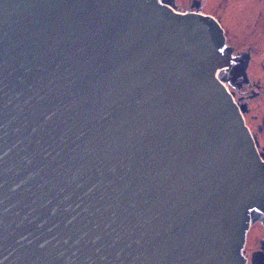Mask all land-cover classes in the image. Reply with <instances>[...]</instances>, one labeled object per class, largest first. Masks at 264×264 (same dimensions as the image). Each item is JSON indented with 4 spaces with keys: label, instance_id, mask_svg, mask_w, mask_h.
<instances>
[{
    "label": "water",
    "instance_id": "obj_1",
    "mask_svg": "<svg viewBox=\"0 0 264 264\" xmlns=\"http://www.w3.org/2000/svg\"><path fill=\"white\" fill-rule=\"evenodd\" d=\"M230 55L172 0H0V264H245L264 155Z\"/></svg>",
    "mask_w": 264,
    "mask_h": 264
},
{
    "label": "flooded vegetation",
    "instance_id": "obj_2",
    "mask_svg": "<svg viewBox=\"0 0 264 264\" xmlns=\"http://www.w3.org/2000/svg\"><path fill=\"white\" fill-rule=\"evenodd\" d=\"M172 4L183 14L216 21L231 48L232 66L246 63L247 78L234 80L227 88L237 106L245 109L244 122L264 155V0H172ZM243 256L245 264H264V224L249 227Z\"/></svg>",
    "mask_w": 264,
    "mask_h": 264
}]
</instances>
